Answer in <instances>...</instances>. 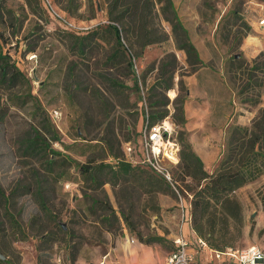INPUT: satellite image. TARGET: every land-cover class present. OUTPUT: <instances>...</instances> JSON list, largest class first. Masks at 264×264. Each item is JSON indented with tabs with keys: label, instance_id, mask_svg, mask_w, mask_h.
I'll return each mask as SVG.
<instances>
[{
	"label": "rangeland",
	"instance_id": "374dc122",
	"mask_svg": "<svg viewBox=\"0 0 264 264\" xmlns=\"http://www.w3.org/2000/svg\"><path fill=\"white\" fill-rule=\"evenodd\" d=\"M171 1L200 62L188 64L185 52L177 48L176 35L164 18L169 11L162 14L159 9L162 1L156 5L158 22L168 38L146 46L133 59L132 73L124 58L110 59L115 49L111 33L100 30L89 36L83 52L67 33L82 35L105 22L103 0H0V53L24 75L15 85L0 83V185L7 191L23 176L34 180V173L42 181L50 214L45 216L36 196L26 195L18 199V221L26 228L37 216L54 231L56 224L65 231L56 233L51 247L41 251L35 237L11 239L19 264H90L110 248L123 253L125 235L135 240L134 247L151 249L161 259L172 249L174 235L191 232V219L186 216L194 182L180 160H163L170 180L144 163L135 166V174L97 176L94 181L79 168L89 161L124 159L126 141L138 148L151 99H159L156 109L167 111L171 140L179 149L182 136L204 155L216 156L217 164L229 127L245 121L239 108L257 111L261 106L263 88L251 85L243 94L246 99H260L257 104L242 103L237 88L252 60L260 53L264 57V26H258L264 18V2ZM246 50L254 53L250 60L243 55ZM169 53L174 54L176 66L158 79L159 65ZM232 55L247 61L241 70L230 68ZM256 75L264 79L260 72ZM186 79H200L209 94L190 89ZM164 80L170 83L165 90ZM35 105L45 112L58 137L41 157L23 150L25 136L40 120ZM144 153L137 152L136 159ZM232 195L242 216L240 236L232 247L254 244L264 250V174ZM0 214L8 227L3 210ZM151 236L163 239L143 243Z\"/></svg>",
	"mask_w": 264,
	"mask_h": 264
},
{
	"label": "trees",
	"instance_id": "16d2710c",
	"mask_svg": "<svg viewBox=\"0 0 264 264\" xmlns=\"http://www.w3.org/2000/svg\"><path fill=\"white\" fill-rule=\"evenodd\" d=\"M162 1L159 9L162 14L169 11L170 15L164 18L170 23L172 33L176 35L177 48L185 52L188 64L200 62L195 47L188 39L186 30L175 13L171 0H103L105 22L98 23L82 35L73 30L67 33L75 38V46L81 52L84 51L85 40L89 36L100 30L111 33L115 40V49L110 59L116 55L124 58L125 68L133 73V59L139 57L146 46L161 43L168 38V34L158 22L159 12L156 5ZM260 1L264 2V0ZM165 58L159 65L158 79L174 70L176 66L173 53L167 54ZM230 62V68L235 66L238 70H241L243 64L247 63L241 56L236 58L235 55L231 56ZM257 71L264 76L263 53L253 59L250 67L246 69V79H239L237 95L242 103L257 104L261 101L258 98H244L243 94L251 85L263 88L259 92V97H264V79L257 77ZM20 79H24V75L0 53V83L15 85ZM158 84L161 85V82ZM161 86L165 90L170 87V83L164 80ZM158 105H160L159 99H151V113L145 116L148 124L158 122L167 115L166 110L159 111L155 108ZM35 109L40 120L37 126H33L25 136L23 150L30 155L41 157L49 148L50 141H57L58 137L45 112L39 105H35ZM178 156L185 175L190 176L194 182L191 188L190 214L188 215L191 219L192 231L196 237L202 238L213 249L222 250L225 247H232L240 236L242 225L241 206L232 192L264 174V105L258 107L249 125L234 124L229 127L222 156L211 173L204 169L203 162L190 143L182 136ZM114 157L113 162L109 160L96 163L89 161L81 164L80 172L87 180L94 181L97 176L103 179L108 175L111 177L112 175L135 174V166H141L124 161L123 158ZM32 175L34 180L23 176L7 191L0 185V210H3L9 223L6 227L1 221L0 214V254L4 256V259H0V264H19V256L15 255L11 247V239L15 240L17 235L21 236V240L28 236L37 238L36 249L41 251L51 247L56 239V233L65 232L60 224H56L57 231H54L47 221L37 216L29 220L26 228L18 221L16 217L20 215V212L16 210L18 199L26 195L36 196L45 216L49 217L50 214L45 203V189L42 181H39L34 173ZM162 239L159 236H151L147 237L143 243Z\"/></svg>",
	"mask_w": 264,
	"mask_h": 264
},
{
	"label": "built area",
	"instance_id": "2783aa9c",
	"mask_svg": "<svg viewBox=\"0 0 264 264\" xmlns=\"http://www.w3.org/2000/svg\"><path fill=\"white\" fill-rule=\"evenodd\" d=\"M259 24L264 26V19L259 20ZM56 116V113H55ZM172 125L168 117L153 124H148L146 120L142 129L139 146L131 141L122 144L125 158L131 164H145L154 172L160 174L164 179L170 180L168 169L163 165V160L167 159L171 163L179 160V147L175 140H171ZM142 159H136L137 152L142 153ZM189 216L186 218L189 221ZM174 248L169 251L163 264H203L200 252L204 251L206 264H264V251L257 245H248L243 248L225 247L216 250L209 247L206 242L196 237V240H189L183 235H176L173 240ZM106 256H103L100 264H105Z\"/></svg>",
	"mask_w": 264,
	"mask_h": 264
},
{
	"label": "crops",
	"instance_id": "0c3cea01",
	"mask_svg": "<svg viewBox=\"0 0 264 264\" xmlns=\"http://www.w3.org/2000/svg\"><path fill=\"white\" fill-rule=\"evenodd\" d=\"M258 6L260 9H263L262 3L259 2ZM261 19H264V18H261ZM258 26H262V25L258 24ZM243 55L248 60H250L251 58L254 57V53L251 52L250 50H246L243 53ZM186 83L190 86V89L192 87H196V88L200 89L201 92L209 94V90H208L209 88L206 86L207 84H203L200 79H186ZM263 105H264V99H263V102L261 103V106H263ZM239 109L242 110L240 116H242L245 121L243 123L238 122V124H240V125L248 124L251 121V119L253 118L256 110H250V109H245V108H239ZM192 147H193V150L195 151V153L199 156V158L203 162L205 170L207 172L211 173L210 170H212L217 164V157L213 156L211 154H207V153L204 155V153L200 152L199 148L193 143H192ZM124 233H125V229H124ZM180 234L189 240H192V241L196 240V235L192 230H191V232L188 231L187 234H184V232H181ZM175 236L176 235H174V237ZM173 238H172V240H173ZM125 243H126L127 247L125 248L123 253L120 252L118 247L114 248V249L110 248V250L108 252H106L105 254H103L101 256V258L97 260V262H93V263L91 262L90 264H100L103 256H106L105 264H163L164 258L166 256V254L168 253L167 252L160 259L156 255H154V253L151 249H148L145 247H137V248L134 247L133 245H135L136 242L133 238H129L128 235H125ZM112 250H113V252H112ZM114 255L116 257H114ZM204 256H205V252L201 251L200 252L201 261L203 262V264H206L205 260H204ZM56 261L58 262L59 259H56ZM32 264H36V263H32Z\"/></svg>",
	"mask_w": 264,
	"mask_h": 264
},
{
	"label": "water",
	"instance_id": "95a60500",
	"mask_svg": "<svg viewBox=\"0 0 264 264\" xmlns=\"http://www.w3.org/2000/svg\"><path fill=\"white\" fill-rule=\"evenodd\" d=\"M236 56H238V55H236ZM0 259H4V256L2 254H0Z\"/></svg>",
	"mask_w": 264,
	"mask_h": 264
}]
</instances>
